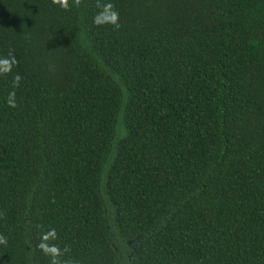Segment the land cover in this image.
Returning <instances> with one entry per match:
<instances>
[{"label": "trees", "instance_id": "16d2710c", "mask_svg": "<svg viewBox=\"0 0 264 264\" xmlns=\"http://www.w3.org/2000/svg\"><path fill=\"white\" fill-rule=\"evenodd\" d=\"M0 264H264V0H0Z\"/></svg>", "mask_w": 264, "mask_h": 264}]
</instances>
